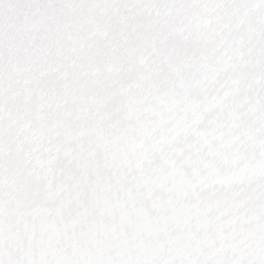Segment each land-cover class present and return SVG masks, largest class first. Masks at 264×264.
<instances>
[{
    "label": "snow or ice",
    "instance_id": "snow-or-ice-1",
    "mask_svg": "<svg viewBox=\"0 0 264 264\" xmlns=\"http://www.w3.org/2000/svg\"><path fill=\"white\" fill-rule=\"evenodd\" d=\"M0 264H264V0H0Z\"/></svg>",
    "mask_w": 264,
    "mask_h": 264
}]
</instances>
